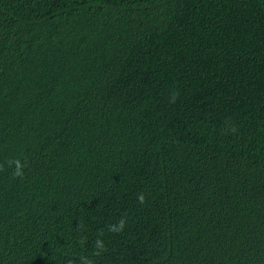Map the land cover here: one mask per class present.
I'll return each mask as SVG.
<instances>
[{
    "label": "trees",
    "instance_id": "obj_1",
    "mask_svg": "<svg viewBox=\"0 0 264 264\" xmlns=\"http://www.w3.org/2000/svg\"><path fill=\"white\" fill-rule=\"evenodd\" d=\"M0 264H264V0H0Z\"/></svg>",
    "mask_w": 264,
    "mask_h": 264
},
{
    "label": "clouds",
    "instance_id": "obj_2",
    "mask_svg": "<svg viewBox=\"0 0 264 264\" xmlns=\"http://www.w3.org/2000/svg\"><path fill=\"white\" fill-rule=\"evenodd\" d=\"M172 102H175V96L173 97ZM14 163L16 165V168H15V171H14V176L22 177L23 176V171H22L23 165L21 164V162L19 160L14 161ZM138 201L141 204H143L145 202V197H144V195L142 193L138 195ZM125 223H126V220L124 218H122L119 221L118 226L110 227L109 231H113V232L122 231L123 227L125 226ZM96 246H97V248H100V249H102L104 247L103 242L100 241V240H97ZM96 254L99 255V252H97Z\"/></svg>",
    "mask_w": 264,
    "mask_h": 264
}]
</instances>
